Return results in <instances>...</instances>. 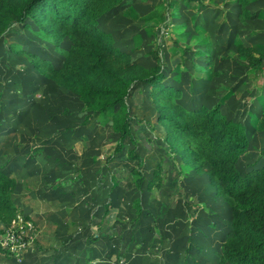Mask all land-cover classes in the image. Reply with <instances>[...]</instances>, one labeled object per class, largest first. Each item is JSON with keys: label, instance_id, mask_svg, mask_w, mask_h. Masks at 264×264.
Listing matches in <instances>:
<instances>
[{"label": "rangeland", "instance_id": "rangeland-1", "mask_svg": "<svg viewBox=\"0 0 264 264\" xmlns=\"http://www.w3.org/2000/svg\"><path fill=\"white\" fill-rule=\"evenodd\" d=\"M120 6L100 18L99 28L131 60L160 68L166 83L176 82L181 91L175 102H218L226 117L244 123L248 145L237 167L244 175L260 167L264 126L256 122V95L264 76L248 77L250 66L236 44L263 41L264 0L244 6L238 0H127ZM245 8L253 16L241 19ZM184 45L211 52L212 68L200 72L201 79L190 70L189 51L185 58L173 56ZM66 47L65 40L44 39L30 17L0 34V153H25L23 160L33 162L16 170L12 192L20 208L15 227L31 237L21 258L0 245V264H137L142 254L158 264H181L182 255L184 264H220L230 206L208 176L183 159L185 146L178 143L176 151L165 138L151 87L135 83L129 89L131 134L120 140L111 126L116 106L85 110L76 93L48 78L28 55L58 66ZM195 56L203 63V54ZM182 58L186 68L178 65ZM262 114L263 107L258 118ZM7 227L0 221V235Z\"/></svg>", "mask_w": 264, "mask_h": 264}, {"label": "trees", "instance_id": "trees-1", "mask_svg": "<svg viewBox=\"0 0 264 264\" xmlns=\"http://www.w3.org/2000/svg\"><path fill=\"white\" fill-rule=\"evenodd\" d=\"M238 1L241 6L247 2ZM126 2L0 0V34L30 17L37 23L44 39L52 43L65 40L67 47L61 65L56 66L47 58L28 55L48 78L76 93L85 110L103 112L116 106L111 126L119 133L120 140L131 134L132 115L125 100L129 89L135 83L151 87L149 93L157 119L167 127L165 138L174 150L180 147L178 143L185 146L183 159L194 165L196 173L206 174L214 193L230 206L231 229L221 242L219 262L264 264V163L245 175L240 173L236 164L248 145L245 124L226 117L219 104L186 107L175 102L174 96L181 90L174 83H166V73L162 69L148 68L131 60L127 52L113 44L112 34L99 28V19ZM241 14L253 16L246 8L238 14L242 19ZM188 48L191 46L182 47L184 50ZM236 49L250 66L248 77L264 76V43L250 44L240 40ZM210 58L207 54L205 63L194 65V71L206 70ZM181 62L185 61L182 59ZM258 86L264 89V84L258 83ZM260 97L263 114L258 126L263 128L264 96ZM120 142L118 149L122 147ZM130 153L131 157H138L133 150ZM15 186V177L0 170V221L3 224H9L19 211L12 199ZM137 205L136 210L140 212V205Z\"/></svg>", "mask_w": 264, "mask_h": 264}, {"label": "crops", "instance_id": "crops-1", "mask_svg": "<svg viewBox=\"0 0 264 264\" xmlns=\"http://www.w3.org/2000/svg\"><path fill=\"white\" fill-rule=\"evenodd\" d=\"M123 6H125V5H123ZM123 6H120V8L122 9L123 8ZM121 11V10H120ZM112 12V11H111ZM108 13V12H107ZM106 14V13H105ZM104 14V15H105ZM104 15H102V16H104ZM101 18H103V17H101ZM100 20V19H99ZM258 43H264V38H263V41H260V42H255L254 44H258ZM184 46H191V48H188V49H186V50H184V49H182V51H180L179 49H177V48H174V50H173V56H180V55H182L184 58H185V52L186 51H189V53H191V55H190V59H189V61L191 62L190 63V65H191V71H193V73H195L196 74V76H198L200 79H201V77L198 75L200 72H203V71H200V72H195L194 71V65H200V64H204L205 63V56L207 55V54H209L210 56H211V52H208V51H203L202 49H201V47L200 48H196V47H194V45H184ZM183 46V47H184ZM207 50V49H206ZM196 52V53H195ZM194 53H195V55H198V54H203L204 56H203V63H195L194 62V58H197L195 55H194ZM181 58V57H180ZM183 59V58H182ZM184 61H186V59L184 60ZM163 62H165V61H163ZM178 65L179 66H181L182 68H186V65L185 66H183V64H182V62L181 61H179V63H178ZM212 68V58H210V64L208 65V67L206 68V70L207 71H209V69H211ZM205 71V70H204ZM192 73V74H193ZM174 84L177 86V87H180L176 82H174ZM233 90V88H230L229 89V91L225 94V96H228L229 94H230V92ZM260 96H264V89H262V92L261 93H258L257 95H256V103H258L259 104V111L257 112V114H256V108H254V112H255V114H256V122H258V120L260 119V118H258L259 117V114H260V112H262V107H263V104L261 103V101H260ZM199 101V100H198ZM218 103V102H217ZM217 103H215V104H217ZM201 104H206V103H204L203 101L202 102H200V103H198V105H201ZM198 105H194V104H191V107H194V106H198ZM185 106V105H184ZM186 107H190V106H186ZM209 107V106H208ZM254 114V115H255ZM236 120V119H235ZM238 120V119H237ZM240 121V120H239ZM244 124V123H243ZM25 157V153H0V170L1 171H3L4 173H6L7 175H11V176H14L15 177V179H16V185L18 186V182H17V176H18V174H19V172H21V170H24L27 166H29V165H31L33 162L32 161H30V158L29 157H26V159H24L23 160V158ZM23 168V169H21L20 171H18V174L16 173L17 171V169L18 168ZM198 174V173H197ZM204 175V177H207V175L206 174H203ZM19 176H20V174H19ZM68 182H69V180H68ZM67 182V183H68ZM63 182H61L60 184H62ZM67 183H65L63 186H66L67 185ZM212 185V184H211ZM16 186V187H17ZM213 186V185H212ZM13 192H15V188H14V190H13ZM218 196V195H217ZM218 197H221V196H218ZM14 201V200H13ZM225 201V200H224ZM14 203L15 204H17L15 201H14ZM18 206V205H17ZM18 208H19V206H18ZM20 209V208H19ZM26 215H28V214H26ZM29 216V215H28ZM31 218V217H30ZM39 222L40 223H42V220H39ZM56 235L57 234H55L54 232H52L51 234H50V236H49V239L50 240H54V239H56ZM48 239V238H47ZM48 239V240H49ZM201 252H202V249H201ZM203 253V252H202ZM184 255H185V252H184ZM139 256V257H138ZM137 257H136V259H137V264H158V261H157V259H154V258H152V257H150V256H148V255H144V254H142V255H138ZM186 257H183V255H182V257L181 258H178V261L179 260H181V264H184L185 262H186ZM165 261H167L169 264H175V263H173V262H169L168 261V259H165V260H163L162 261V263L161 264H167ZM187 263V262H186ZM227 262H225V263H220V264H226Z\"/></svg>", "mask_w": 264, "mask_h": 264}, {"label": "built area", "instance_id": "built-area-1", "mask_svg": "<svg viewBox=\"0 0 264 264\" xmlns=\"http://www.w3.org/2000/svg\"><path fill=\"white\" fill-rule=\"evenodd\" d=\"M18 215L19 214H16L9 224H6L8 227L6 228L5 233L0 235V245L9 252H13V255L15 253L16 258H21L23 256L22 251L27 247L28 239L31 235L28 236L29 233H24L21 225L20 229L15 227Z\"/></svg>", "mask_w": 264, "mask_h": 264}]
</instances>
